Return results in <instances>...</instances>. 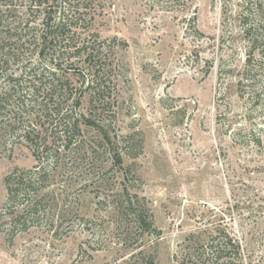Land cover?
Wrapping results in <instances>:
<instances>
[{"label":"rangeland","instance_id":"obj_1","mask_svg":"<svg viewBox=\"0 0 264 264\" xmlns=\"http://www.w3.org/2000/svg\"><path fill=\"white\" fill-rule=\"evenodd\" d=\"M71 1L78 9L62 44L105 49L90 62L66 54L57 72L111 142L84 126L73 156L61 149L62 168L56 147L39 162L20 136L0 142V264H264V0ZM37 8L0 0V43L11 53L0 62V95L10 76L24 75L26 91L42 76ZM37 166H47V186L9 201L6 177ZM125 187L139 196L136 209L146 205L150 230L127 208ZM27 200L41 208L17 226L10 214Z\"/></svg>","mask_w":264,"mask_h":264},{"label":"trees","instance_id":"obj_2","mask_svg":"<svg viewBox=\"0 0 264 264\" xmlns=\"http://www.w3.org/2000/svg\"><path fill=\"white\" fill-rule=\"evenodd\" d=\"M35 2H37V9H39L43 16L41 18L43 29L39 33L41 43L37 51L38 62L42 66L36 72L42 74V76L37 79L35 75V80L31 81V87H28V91L25 90L27 78L24 79V75L20 78L10 76V90L0 95V120L3 121L2 123L0 122V142L6 139V137L8 138L15 134L20 136L21 141L31 148L33 155L39 162L42 158L49 157L51 153L49 151H52L56 147L54 149L56 151L54 153V157L56 158L55 168H62V164H59L61 149L64 150L65 156L67 153L73 156L74 147H76V143L78 142L77 139L83 136L84 126L103 134V137L110 142L111 139L107 132L104 131L103 125L97 123L93 115L88 116L81 110L77 111V108H80L81 105L82 94L74 95L73 91L77 88L72 85L69 79L58 74L57 69H60V66L57 63L66 54L69 55L68 58L80 59L84 57L90 62L99 57L105 48H102L101 44L95 46L88 45L85 42L65 46L62 44L67 39H70L67 38L69 36H67L66 32L73 24L70 13L75 11V8L78 9L77 6L72 4L71 0H35ZM244 33L247 38L249 37L248 39L251 43L250 46L253 47V51L259 49L258 51L261 52L263 48L258 44L261 41L258 30L254 26H247L244 29ZM73 39L71 37L72 41ZM2 45L0 43V49L4 52L0 58L1 67L4 64H8L11 54L10 50L3 51ZM73 59L69 62L68 68L75 72L74 69L76 67H74L75 61ZM250 65L251 59L247 62L245 72H250ZM89 67L92 77L88 81L87 89L92 90L91 94L94 95V101L96 102L100 99L102 93V89H100L101 83L99 82L100 72H97L95 69V64L89 65ZM76 72H79L80 76L83 77L81 70ZM36 80H39V82H36ZM20 86L22 92L18 90ZM69 102L71 106L67 108ZM114 157L117 164L123 167L122 156L115 154ZM48 173L47 166L13 171L5 179L9 201L15 203L18 195L22 192L29 196L35 191L36 185L40 189L46 187ZM124 191V194L127 196L126 206L133 213L136 222L141 227L150 230L154 224L152 216H150L149 211L146 209V205L144 207L141 206V210L136 209L135 207L139 204V196L135 195L137 200H133L134 196L129 194L127 187H125ZM41 203V200H27L21 211L17 213L11 212L12 223L17 226L20 223H25V214L38 212L41 208ZM27 228L28 226L25 225L21 230H26ZM226 241L228 242H226V247L229 246L231 250H236L238 253L240 246L237 240L229 235ZM213 259L220 260L221 253L219 251L215 253ZM145 264H154V258L151 257Z\"/></svg>","mask_w":264,"mask_h":264}]
</instances>
